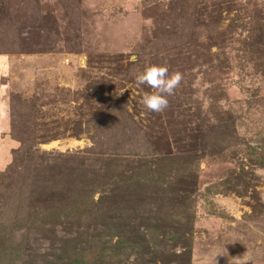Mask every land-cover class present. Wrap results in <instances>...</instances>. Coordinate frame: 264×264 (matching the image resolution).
<instances>
[{"label":"rangeland","instance_id":"rangeland-1","mask_svg":"<svg viewBox=\"0 0 264 264\" xmlns=\"http://www.w3.org/2000/svg\"><path fill=\"white\" fill-rule=\"evenodd\" d=\"M263 150L264 0H0V264H264Z\"/></svg>","mask_w":264,"mask_h":264},{"label":"clouds","instance_id":"clouds-1","mask_svg":"<svg viewBox=\"0 0 264 264\" xmlns=\"http://www.w3.org/2000/svg\"><path fill=\"white\" fill-rule=\"evenodd\" d=\"M136 59L134 54L129 57L132 63ZM133 78L137 85H146L155 90L142 97L143 106L151 112H162L168 106L167 97L173 94L181 76L179 73H169L166 66L150 64L142 71L134 72Z\"/></svg>","mask_w":264,"mask_h":264},{"label":"trees","instance_id":"trees-1","mask_svg":"<svg viewBox=\"0 0 264 264\" xmlns=\"http://www.w3.org/2000/svg\"><path fill=\"white\" fill-rule=\"evenodd\" d=\"M257 146V144H255ZM256 146L248 145L246 148L252 153L253 150H256ZM260 147H258L259 149ZM262 149V148H261ZM264 151V150H263ZM100 201V200H99Z\"/></svg>","mask_w":264,"mask_h":264}]
</instances>
